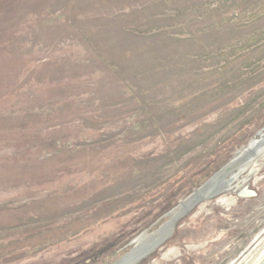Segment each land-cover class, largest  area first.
<instances>
[{"label": "rangeland", "instance_id": "obj_1", "mask_svg": "<svg viewBox=\"0 0 264 264\" xmlns=\"http://www.w3.org/2000/svg\"><path fill=\"white\" fill-rule=\"evenodd\" d=\"M263 111L264 0H0V262L147 199ZM253 188L194 264L264 247Z\"/></svg>", "mask_w": 264, "mask_h": 264}, {"label": "water", "instance_id": "obj_2", "mask_svg": "<svg viewBox=\"0 0 264 264\" xmlns=\"http://www.w3.org/2000/svg\"><path fill=\"white\" fill-rule=\"evenodd\" d=\"M263 177L264 111L147 199L0 264H194L190 253L235 231L217 232L221 209L256 195ZM247 264H264V247Z\"/></svg>", "mask_w": 264, "mask_h": 264}, {"label": "trees", "instance_id": "obj_3", "mask_svg": "<svg viewBox=\"0 0 264 264\" xmlns=\"http://www.w3.org/2000/svg\"><path fill=\"white\" fill-rule=\"evenodd\" d=\"M156 61V59H153V62H155ZM147 69H149V68H147ZM147 71H149V70H147ZM194 148V146H189V147H187L186 149H185V151L187 152V151H190V150H192ZM153 161H154V159H153Z\"/></svg>", "mask_w": 264, "mask_h": 264}, {"label": "flooded vegetation", "instance_id": "obj_4", "mask_svg": "<svg viewBox=\"0 0 264 264\" xmlns=\"http://www.w3.org/2000/svg\"><path fill=\"white\" fill-rule=\"evenodd\" d=\"M246 193H248V192H246ZM158 223H159V222H158ZM158 223H157V224H158ZM155 225H156V224H155ZM155 225H154V226H155ZM156 227H157V226H156ZM156 227H155V228H156ZM145 231H146V230H145ZM147 231H150V229L148 228ZM125 248H126V247H125ZM126 249L128 250V248H126ZM127 250H126V252H127ZM156 252H157V251H156ZM124 254H125V253H124ZM153 254H154V253H153ZM121 256H123V254H122ZM121 256H120V257H121ZM120 257H119V258H120ZM149 257H150V256H149ZM147 258H148V257H147ZM147 258H145V259H147ZM145 259H143L142 261H140L138 264H140L141 262H143Z\"/></svg>", "mask_w": 264, "mask_h": 264}, {"label": "crops", "instance_id": "obj_5", "mask_svg": "<svg viewBox=\"0 0 264 264\" xmlns=\"http://www.w3.org/2000/svg\"><path fill=\"white\" fill-rule=\"evenodd\" d=\"M158 56H159V55H157V56H154V58H153V59H156V60H158V59H159V58H158Z\"/></svg>", "mask_w": 264, "mask_h": 264}, {"label": "bare ground", "instance_id": "obj_6", "mask_svg": "<svg viewBox=\"0 0 264 264\" xmlns=\"http://www.w3.org/2000/svg\"><path fill=\"white\" fill-rule=\"evenodd\" d=\"M229 207V206H228ZM247 259V258H246Z\"/></svg>", "mask_w": 264, "mask_h": 264}]
</instances>
